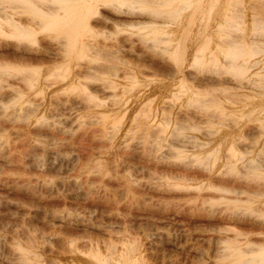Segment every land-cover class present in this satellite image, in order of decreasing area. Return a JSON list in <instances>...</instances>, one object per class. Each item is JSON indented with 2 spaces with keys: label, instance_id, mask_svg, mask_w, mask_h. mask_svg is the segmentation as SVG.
I'll list each match as a JSON object with an SVG mask.
<instances>
[{
  "label": "bare ground",
  "instance_id": "bare-ground-1",
  "mask_svg": "<svg viewBox=\"0 0 264 264\" xmlns=\"http://www.w3.org/2000/svg\"><path fill=\"white\" fill-rule=\"evenodd\" d=\"M239 1L0 0V10L3 12H0V96H5L3 90H7L8 105L23 104L18 112L25 110L31 114L40 113V107L48 101V91L60 86L59 89H65L64 95L61 97L56 93L59 97L51 94L53 96L49 104H69V107L93 109L101 115L99 117V114H94L97 116L96 122L111 120V125H101V136L96 139L98 142L108 140L105 137L111 135L107 134L109 130L118 133L130 124L148 120L159 125L179 120L180 124L188 122L190 128L193 126L203 132L197 136L178 131L176 138L171 137L174 139L169 144L166 142L168 145L163 147L167 151L166 155L169 152L171 155H182L174 162L186 169L177 179L174 177V181H166L165 184L172 186L169 188H177V191L181 188V191L194 192L201 206H206L215 218L226 223L223 236L217 238L218 255L213 264H264V231L253 227H264V148L257 144L260 140L246 138L255 134H259L258 138L264 136V79L252 80L249 77L252 74H256V77L260 73V77L264 75V42L236 33L237 29L246 25L245 12L248 6L246 3L239 4ZM72 2L75 4L69 7ZM251 2L256 6V3H264V0ZM254 6L249 5L248 10ZM10 8L12 10L8 11ZM102 10H110L111 13L128 18L115 19ZM210 14L215 16L212 22L208 21ZM97 20L113 21L115 25H122L121 28L124 26L146 32L140 35L136 33V36H133V32L132 36H122L118 40L120 52L128 51L138 57L135 68L127 67L122 56L118 62L109 64L99 65L93 61L91 54L103 48V45L90 42L91 31ZM188 29L196 31L194 39L186 38L185 31ZM230 30L235 31L236 35L231 33L221 37ZM219 36L220 39L214 40ZM137 44L139 50L135 48ZM51 62L60 63L56 68L51 67V70L40 67ZM14 65L31 66V69L15 73L11 68ZM14 84L20 87H14ZM222 84L247 93L231 92L223 96L210 92L206 98L207 104L217 105V108L212 111L202 110L199 105L203 100L198 98V88L205 86L203 88L215 89ZM29 94L33 96L32 100L27 98ZM0 102V108L5 113L8 108ZM48 118L47 114L41 113L37 121L52 126ZM70 119L71 122L77 120V114L66 120ZM59 126L58 130L68 134L70 128ZM52 127H55V123ZM242 132L245 136L240 140L239 134ZM42 139L33 138L29 140V145L50 151L59 149L63 143ZM157 144L154 145L157 147ZM253 149L257 150V155L240 163L244 154L252 153ZM163 159L166 161V158ZM100 165L96 160L87 171L98 176ZM40 181L45 189L52 185L48 179ZM165 189L168 188L165 186ZM217 203L223 207L213 210L212 207L218 206ZM50 216L52 221L60 224L68 233L89 227L80 214L65 212ZM97 231L98 237H72L61 232H57L56 236H43L41 242L56 243L58 255L56 257L53 253V257L46 259L38 242L26 243L28 240L18 241L14 237L15 241L13 243L11 240L13 245H10L12 257L9 263L144 264L138 248L129 242V236H114L101 226H98ZM113 237H117L118 241L113 240Z\"/></svg>",
  "mask_w": 264,
  "mask_h": 264
},
{
  "label": "rangeland",
  "instance_id": "rangeland-1",
  "mask_svg": "<svg viewBox=\"0 0 264 264\" xmlns=\"http://www.w3.org/2000/svg\"><path fill=\"white\" fill-rule=\"evenodd\" d=\"M43 2H48V0H43ZM249 2L251 0H240L239 4L244 5L246 3L245 5L254 6V2H251L252 5ZM3 4L6 5V3ZM74 4V2L70 3L69 7ZM255 5L257 7H249L251 11L248 10L247 6L245 12L246 25L237 29L238 32L236 31V33L239 34L240 32L250 39L264 42V3H256ZM10 10L12 9L10 8L8 11ZM102 12L115 19L128 18L111 13L110 10H102ZM1 13L3 14V12ZM210 15L208 21L212 22L215 20V16ZM95 23L96 26L91 31L92 38L90 42L103 45V48L99 50L100 52L94 53L95 55L91 54L93 61L99 65L109 64L116 62L122 56L127 67L135 68L138 57L128 51L120 52L118 50V40L123 38L122 36H132L133 32L135 33L133 36L146 32L132 30L124 26L121 28L122 25H115L113 21L97 20ZM231 33H234V36L236 35L235 31L230 30L221 37L231 35ZM185 34L187 39H194L196 31L188 29ZM218 39H220V36L214 38V40ZM135 48L139 50V44L135 45ZM97 53L101 54L97 55ZM115 56H118V58ZM59 63H44L40 67L45 68L44 70H51L56 68ZM11 68L17 73L31 69V66L14 65ZM260 75L256 77V74L254 76L252 74L249 77L250 79L255 78L254 80L264 79V75L262 77ZM222 85H217L219 87L215 89L203 88L205 86L198 88L200 89L198 90V93H200L198 98L203 100L199 105L201 109L212 111L215 107L217 108V105L207 104L206 98L210 95V92L220 93L221 95L231 92L247 93L245 90L232 89L230 85ZM16 86L20 87L14 84V87ZM59 88L61 87L56 86L48 91L46 95V99L49 97L47 103L41 106V112H36L35 115L28 111L25 112V110L22 113L18 112L23 106L21 103H13L14 106L12 104L8 105L7 90H3L5 96H0V101L8 108L5 113L0 108V264H10L9 260L12 257L10 247L15 239L23 242L28 240L26 243L38 242L41 245L43 257L46 259L53 257V253L56 257L58 255L56 243L54 241L41 242L42 239L40 238L43 236L55 235L57 232H61L72 237L78 235L98 237V226L111 231L114 236H116L115 234L129 236V242L138 248L144 264H213L215 258H217L216 255H218L216 254V252L218 253L217 238L223 236L224 228L227 226L226 223L215 218L208 212L209 210L207 211L206 206H204L206 209L203 205L201 206L199 200H196L194 192H187V190L185 192L183 189L181 191V188H178L180 191H177V188L173 187L172 189L169 188L172 186L165 184L166 181L177 179L181 173H184L186 168L178 162H174L178 161L177 157L182 155L177 156L175 153L171 155V152H169L167 156L166 149H163L164 145L166 147L169 141L174 139L171 137L176 138L178 131L179 133L197 136H201L203 132L192 126L191 128L194 131L190 128L188 122H181V125L179 120L170 121L169 126L167 124H160V126L159 123L148 120L141 121V123L138 121L139 125L137 122L136 124L129 123L131 126L119 130L118 133L117 131L111 133L108 127L109 132L107 134L110 133L112 136L106 135L105 138L108 140H105L108 142H98L97 138L101 136L102 126L111 125V120L103 119V121H106L98 123L96 122V115L99 112L85 107H69V104H54L52 106V104H49L53 96L51 94L64 95L63 91L65 89ZM32 97L31 94L27 96L31 100ZM39 98L40 96H38ZM204 101L205 104H203ZM223 106H226V104L221 105V107ZM52 109L53 111H51ZM9 111L13 113L9 115ZM46 111L51 113L49 114ZM216 111L222 112L220 110ZM227 112L230 111L227 110ZM41 113L47 114L48 119L51 120L49 125L54 126L55 123V127L45 126V124L42 125L40 121H37ZM95 113L96 115H94ZM75 114H77V120H73V122H71V119L66 120L75 116ZM78 115H80L79 118ZM38 122L39 124H37ZM59 124L61 126L66 125L68 129L70 128L68 134L58 130ZM126 132L129 133L126 134ZM157 135L161 139L158 138V140ZM244 136L245 134L242 132L239 134V139L242 140ZM258 136L259 134H255L246 136V138L255 139V141L260 140L257 144L262 145L264 148V136L259 138ZM33 138H44L42 140L46 139V141L54 139L64 144L62 143L57 150L46 151L42 147H31L29 140ZM163 142H168V144ZM154 144H157L158 148ZM151 147H155L154 150ZM251 151L252 153L244 154L240 159V163L243 164L246 160H250L257 155L256 149ZM153 156L156 158L155 160ZM163 158H166V161ZM96 160L101 163L98 176H95L94 172L87 171L89 165ZM240 163L238 165L243 167ZM240 167L238 166V168ZM42 179L50 180L52 185L49 189H45V186L42 185L40 181ZM165 186L168 189H165ZM221 205H215L216 208L213 206L212 209L222 208ZM65 212L84 216V223L89 227L86 230H72L68 233L64 227L52 221L50 216L53 213ZM253 227L255 229L259 228V231H264L262 226L255 225ZM31 237L34 239H30ZM113 240L118 241V238L113 237ZM43 245L46 247H43Z\"/></svg>",
  "mask_w": 264,
  "mask_h": 264
}]
</instances>
